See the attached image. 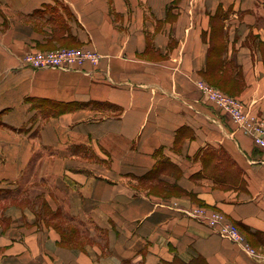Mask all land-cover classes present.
<instances>
[{"label": "crops", "instance_id": "crops-1", "mask_svg": "<svg viewBox=\"0 0 264 264\" xmlns=\"http://www.w3.org/2000/svg\"><path fill=\"white\" fill-rule=\"evenodd\" d=\"M81 46L99 61L21 62ZM35 99L84 105L43 117ZM258 127L264 0H0V264H264Z\"/></svg>", "mask_w": 264, "mask_h": 264}, {"label": "built area", "instance_id": "built-area-1", "mask_svg": "<svg viewBox=\"0 0 264 264\" xmlns=\"http://www.w3.org/2000/svg\"><path fill=\"white\" fill-rule=\"evenodd\" d=\"M100 59V54L86 47H66L53 50H32L26 52L21 62L30 68H70L73 64H80L89 61L96 64ZM212 101H216L226 108L232 118L240 122L244 115L242 103L234 97H229L219 91L210 94ZM257 133L253 135L257 145L264 147V129L258 127ZM180 211L204 222L206 225L217 231L222 236L231 238L246 246V242L234 223L223 214L215 210H207L203 206H192L180 208ZM252 251V250H250Z\"/></svg>", "mask_w": 264, "mask_h": 264}, {"label": "trees", "instance_id": "trees-1", "mask_svg": "<svg viewBox=\"0 0 264 264\" xmlns=\"http://www.w3.org/2000/svg\"><path fill=\"white\" fill-rule=\"evenodd\" d=\"M33 105L36 107L43 117L58 115L66 110L75 109L78 107H82L83 103H75V102H59L48 99H35L33 100ZM64 236V239L67 238Z\"/></svg>", "mask_w": 264, "mask_h": 264}, {"label": "rangeland", "instance_id": "rangeland-1", "mask_svg": "<svg viewBox=\"0 0 264 264\" xmlns=\"http://www.w3.org/2000/svg\"><path fill=\"white\" fill-rule=\"evenodd\" d=\"M12 190H7V189H0V197L1 196H5V194L7 195H12L11 193ZM1 200V199H0ZM16 207L14 203L10 202V201H0V209L2 208H13Z\"/></svg>", "mask_w": 264, "mask_h": 264}]
</instances>
